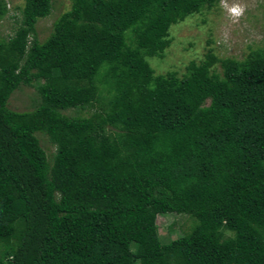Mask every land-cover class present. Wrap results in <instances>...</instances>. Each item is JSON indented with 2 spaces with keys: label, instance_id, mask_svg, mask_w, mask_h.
I'll return each mask as SVG.
<instances>
[{
  "label": "trees",
  "instance_id": "16d2710c",
  "mask_svg": "<svg viewBox=\"0 0 264 264\" xmlns=\"http://www.w3.org/2000/svg\"><path fill=\"white\" fill-rule=\"evenodd\" d=\"M21 1L0 39V264H264V47L156 73L171 26L219 0H72L43 41L53 0ZM21 85L32 110L9 107ZM167 213L188 232L162 240Z\"/></svg>",
  "mask_w": 264,
  "mask_h": 264
},
{
  "label": "rangeland",
  "instance_id": "374dc122",
  "mask_svg": "<svg viewBox=\"0 0 264 264\" xmlns=\"http://www.w3.org/2000/svg\"><path fill=\"white\" fill-rule=\"evenodd\" d=\"M8 14L0 20V39L12 35L18 26L21 0H5ZM229 5L241 4L245 7L244 15L238 22H233L226 9L221 7V0L211 8L189 15L185 20L170 28L171 44L162 57H149L156 73L177 71L186 72V66L192 61H202L212 49L220 58L233 57L243 59L252 49L264 47V0H227ZM72 0H53L52 12L37 23V33L41 41L45 40L53 29L54 21L71 8ZM221 70L219 64L216 65ZM38 99L34 86L21 85L9 99V107L17 111L32 110ZM42 144L52 153L55 147L41 136ZM159 233L164 241L183 236L191 225L187 215L167 213L157 219Z\"/></svg>",
  "mask_w": 264,
  "mask_h": 264
},
{
  "label": "clouds",
  "instance_id": "9594fccd",
  "mask_svg": "<svg viewBox=\"0 0 264 264\" xmlns=\"http://www.w3.org/2000/svg\"><path fill=\"white\" fill-rule=\"evenodd\" d=\"M221 7L226 9L229 14V17L233 20V22H238L239 19L244 15L245 7L241 4H232L229 5L227 0H221Z\"/></svg>",
  "mask_w": 264,
  "mask_h": 264
}]
</instances>
